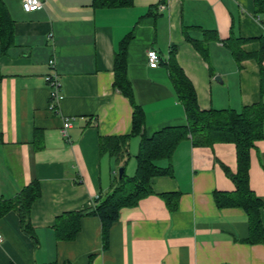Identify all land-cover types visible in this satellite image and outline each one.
Instances as JSON below:
<instances>
[{
  "label": "crops",
  "instance_id": "0c3cea01",
  "mask_svg": "<svg viewBox=\"0 0 264 264\" xmlns=\"http://www.w3.org/2000/svg\"><path fill=\"white\" fill-rule=\"evenodd\" d=\"M22 1L3 0L15 37L6 53L0 43V201L14 200L33 182L41 196L31 207L32 237L15 211L0 216V264H264V242H245L246 211L216 203V194L236 190L237 148L227 141L194 146L183 139L169 161L159 162L170 166L169 175L152 178L153 193L121 210L106 241L97 216L82 218L72 241L58 239L53 228L58 216L85 211L109 193L123 168L100 154V140L132 131L134 109L114 89L115 54L128 34V77L147 137L187 125L169 77L173 54L202 111L240 112L264 101L258 62L238 61L226 47L231 37H241L249 40L239 43L242 51L260 50L264 25L255 0H132L119 8L43 0L44 8L31 13ZM189 39L204 42L207 54ZM150 50L163 59L158 68L148 64ZM51 60L62 85L56 111L47 84ZM140 142L139 136L130 140L129 177ZM248 181L263 203L264 228V138L250 150Z\"/></svg>",
  "mask_w": 264,
  "mask_h": 264
},
{
  "label": "trees",
  "instance_id": "16d2710c",
  "mask_svg": "<svg viewBox=\"0 0 264 264\" xmlns=\"http://www.w3.org/2000/svg\"><path fill=\"white\" fill-rule=\"evenodd\" d=\"M132 0H94L98 8H119L130 6ZM256 16L264 25V0H255ZM15 23L10 12L0 0V43L3 53L14 45ZM132 39L128 34L120 43L115 54L114 89L129 99L134 112L132 131L129 135L120 137H104L100 140V154L114 157L125 169L129 155V144L133 137H141L140 147L136 156L137 168L133 177L124 172L117 176L112 189L104 197L96 199L94 205L82 212H68L58 216L54 230L58 239L72 241L80 231L81 219L88 216H97L102 222L103 239L107 240L111 226L119 219L124 208H133L143 199L153 193L151 180L155 177L169 175L170 166H161L159 162L169 161L178 144L188 137L194 146H206L212 142L227 141L236 145L238 156V170L232 174L236 190L232 193L216 194V203L219 208L241 207L248 217L250 234L245 240L249 244L264 242V228L262 226L260 209L263 203L249 187L248 169L250 150L256 141L264 138V101L244 107L242 111L209 110L202 111L197 102V96L190 81L176 62L175 56L168 62V71L174 90L182 103L187 117V125L181 127H167L151 137L144 134L145 113L136 102L132 83L128 77L127 51ZM260 50L247 53L241 50V42L249 41L241 37H231L226 43L238 61L254 59L260 65V91L264 97V37ZM194 47L207 54L208 49L204 42L196 43L189 39ZM1 79V76H0ZM41 196L37 182L31 183L22 189L19 195L10 201H0V216L9 211H15L20 218L22 231L29 236L34 235L30 220L31 207Z\"/></svg>",
  "mask_w": 264,
  "mask_h": 264
},
{
  "label": "built area",
  "instance_id": "2783aa9c",
  "mask_svg": "<svg viewBox=\"0 0 264 264\" xmlns=\"http://www.w3.org/2000/svg\"><path fill=\"white\" fill-rule=\"evenodd\" d=\"M23 10L27 13L39 11L44 8L43 0H23L22 1ZM165 9L164 5L159 6V10L163 11ZM148 64L151 68L155 69L160 66L163 59L160 57L157 51L150 50L147 53ZM50 67L52 68L51 74L47 77V84L50 89V108L56 111V104L59 100L62 99V85L58 78V75L55 70V61H50ZM71 127V123L68 119H65L63 124L62 133L64 136H67V130ZM3 241V235L0 233V243Z\"/></svg>",
  "mask_w": 264,
  "mask_h": 264
},
{
  "label": "water",
  "instance_id": "95a60500",
  "mask_svg": "<svg viewBox=\"0 0 264 264\" xmlns=\"http://www.w3.org/2000/svg\"><path fill=\"white\" fill-rule=\"evenodd\" d=\"M215 80H216V81H221V78H220V77H216ZM221 82H222V81H221ZM124 172H125V169H124V168H120V170H119V177H120V178L123 176Z\"/></svg>",
  "mask_w": 264,
  "mask_h": 264
},
{
  "label": "rangeland",
  "instance_id": "374dc122",
  "mask_svg": "<svg viewBox=\"0 0 264 264\" xmlns=\"http://www.w3.org/2000/svg\"><path fill=\"white\" fill-rule=\"evenodd\" d=\"M210 55V54H209Z\"/></svg>",
  "mask_w": 264,
  "mask_h": 264
}]
</instances>
